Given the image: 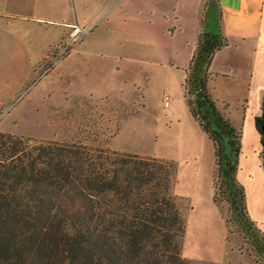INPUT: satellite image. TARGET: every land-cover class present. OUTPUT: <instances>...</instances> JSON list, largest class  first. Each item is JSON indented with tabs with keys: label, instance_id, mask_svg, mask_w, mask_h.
I'll list each match as a JSON object with an SVG mask.
<instances>
[{
	"label": "rangeland",
	"instance_id": "obj_1",
	"mask_svg": "<svg viewBox=\"0 0 264 264\" xmlns=\"http://www.w3.org/2000/svg\"><path fill=\"white\" fill-rule=\"evenodd\" d=\"M204 7L205 18L210 17L209 29L200 35L185 83L183 70L166 62L165 55L152 57L146 44L155 28L150 30L141 14L134 17L135 25L115 34L105 33L100 26L83 39L82 34L71 38L66 33L35 68L26 90L0 107V132L36 141H79L170 161L176 167L171 192L181 204L186 224L182 257L192 264H264L250 247L245 229L232 214L227 215V203L216 206L212 202L210 140L187 105L190 100L205 121L209 110L197 108L200 97L194 92L206 60L221 39L214 0H204ZM91 30L86 28L83 33ZM106 41L119 42L122 48L107 50ZM166 42L161 39L164 52ZM235 148L234 136L225 155L230 166ZM225 161L219 181L227 180ZM217 193L221 200L222 194ZM226 196L234 200L228 192Z\"/></svg>",
	"mask_w": 264,
	"mask_h": 264
},
{
	"label": "trees",
	"instance_id": "obj_2",
	"mask_svg": "<svg viewBox=\"0 0 264 264\" xmlns=\"http://www.w3.org/2000/svg\"><path fill=\"white\" fill-rule=\"evenodd\" d=\"M210 59L194 92L200 94L197 108L207 105L229 128L207 94ZM187 105L213 145L212 202L227 203V215L245 229L264 262V237L248 215L236 178L237 144L230 166L219 134L190 100ZM254 124L264 164V114ZM224 160L227 180L219 181ZM175 171L172 162L148 156L0 132V264H192L181 253L186 224L171 192Z\"/></svg>",
	"mask_w": 264,
	"mask_h": 264
},
{
	"label": "crops",
	"instance_id": "obj_3",
	"mask_svg": "<svg viewBox=\"0 0 264 264\" xmlns=\"http://www.w3.org/2000/svg\"><path fill=\"white\" fill-rule=\"evenodd\" d=\"M92 2L98 5L91 6ZM214 2L221 42L206 69V90L216 112L230 127L207 105L200 109L209 110L205 121L219 134L224 155L238 136L236 178L244 188L248 215L264 237V164L254 124L264 114V0ZM205 13L204 0H0V107L26 90L35 68L70 33L71 26L80 28L82 39L98 26L115 34L135 25L134 17L139 14L150 30L155 28L146 44L152 57L165 55L166 62L183 70L185 83L199 37L209 29L210 17L205 18ZM86 28L92 30L83 33ZM162 38L167 41L166 52L162 51ZM104 45L107 50L122 48L114 41ZM210 145L213 182L211 141Z\"/></svg>",
	"mask_w": 264,
	"mask_h": 264
},
{
	"label": "built area",
	"instance_id": "obj_4",
	"mask_svg": "<svg viewBox=\"0 0 264 264\" xmlns=\"http://www.w3.org/2000/svg\"><path fill=\"white\" fill-rule=\"evenodd\" d=\"M79 34H81L80 28H78L77 26H71V31L69 33V36L71 38H75Z\"/></svg>",
	"mask_w": 264,
	"mask_h": 264
},
{
	"label": "water",
	"instance_id": "obj_5",
	"mask_svg": "<svg viewBox=\"0 0 264 264\" xmlns=\"http://www.w3.org/2000/svg\"><path fill=\"white\" fill-rule=\"evenodd\" d=\"M197 97H200V94H197Z\"/></svg>",
	"mask_w": 264,
	"mask_h": 264
}]
</instances>
